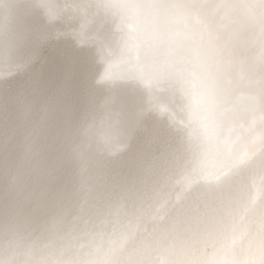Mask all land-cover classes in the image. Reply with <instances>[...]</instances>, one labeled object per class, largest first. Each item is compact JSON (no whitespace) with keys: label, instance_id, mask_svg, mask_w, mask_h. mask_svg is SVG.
I'll use <instances>...</instances> for the list:
<instances>
[{"label":"clouds","instance_id":"obj_1","mask_svg":"<svg viewBox=\"0 0 264 264\" xmlns=\"http://www.w3.org/2000/svg\"><path fill=\"white\" fill-rule=\"evenodd\" d=\"M0 264H264V0H0Z\"/></svg>","mask_w":264,"mask_h":264}]
</instances>
